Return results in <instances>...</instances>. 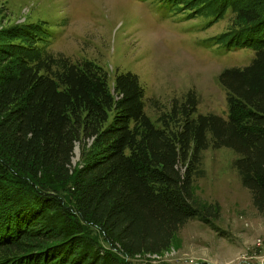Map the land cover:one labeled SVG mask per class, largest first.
Listing matches in <instances>:
<instances>
[{
    "label": "trees",
    "instance_id": "16d2710c",
    "mask_svg": "<svg viewBox=\"0 0 264 264\" xmlns=\"http://www.w3.org/2000/svg\"><path fill=\"white\" fill-rule=\"evenodd\" d=\"M153 1L189 20L208 16V27L230 13L214 43L255 56L218 77L228 117L199 114L190 91L154 123L137 75L120 74L111 88L95 63L45 52L44 24L1 30L0 264H135L163 254L188 222L210 226L219 215L195 193L209 149L239 156L264 218V0Z\"/></svg>",
    "mask_w": 264,
    "mask_h": 264
},
{
    "label": "rangeland",
    "instance_id": "374dc122",
    "mask_svg": "<svg viewBox=\"0 0 264 264\" xmlns=\"http://www.w3.org/2000/svg\"><path fill=\"white\" fill-rule=\"evenodd\" d=\"M160 2L0 0V31L44 24L48 35L40 46L45 52L95 63L107 73L111 88L116 76L137 75L145 90V111L154 123L190 91L199 97V114L227 118V95L218 77L225 69L247 67L255 53L214 43L231 28L230 13L208 27L212 18L189 20L187 13L171 12L169 4ZM238 159L226 148L203 153L195 193L202 202L219 205L217 219L210 226L188 222L168 251L139 256L135 264L264 263V218L241 183ZM81 165L77 146L73 166ZM45 222L56 227L52 219Z\"/></svg>",
    "mask_w": 264,
    "mask_h": 264
},
{
    "label": "bare ground",
    "instance_id": "6f19581e",
    "mask_svg": "<svg viewBox=\"0 0 264 264\" xmlns=\"http://www.w3.org/2000/svg\"><path fill=\"white\" fill-rule=\"evenodd\" d=\"M139 257V256H138Z\"/></svg>",
    "mask_w": 264,
    "mask_h": 264
},
{
    "label": "built area",
    "instance_id": "2783aa9c",
    "mask_svg": "<svg viewBox=\"0 0 264 264\" xmlns=\"http://www.w3.org/2000/svg\"><path fill=\"white\" fill-rule=\"evenodd\" d=\"M264 264V263H263Z\"/></svg>",
    "mask_w": 264,
    "mask_h": 264
}]
</instances>
